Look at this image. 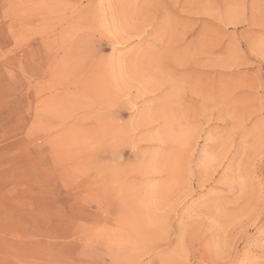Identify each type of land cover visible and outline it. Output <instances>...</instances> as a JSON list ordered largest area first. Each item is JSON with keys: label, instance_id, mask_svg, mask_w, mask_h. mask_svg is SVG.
<instances>
[{"label": "rangeland", "instance_id": "obj_1", "mask_svg": "<svg viewBox=\"0 0 264 264\" xmlns=\"http://www.w3.org/2000/svg\"><path fill=\"white\" fill-rule=\"evenodd\" d=\"M248 263L264 0H0V264Z\"/></svg>", "mask_w": 264, "mask_h": 264}, {"label": "bare ground", "instance_id": "obj_2", "mask_svg": "<svg viewBox=\"0 0 264 264\" xmlns=\"http://www.w3.org/2000/svg\"><path fill=\"white\" fill-rule=\"evenodd\" d=\"M117 48H118V47H117ZM22 50H23V49H21L20 52H18V53H21ZM18 53H17V55H18L17 57H21ZM183 136H184V135H183ZM188 143H190V142H188ZM56 147H57V146H56ZM63 147H64V146H63ZM181 147H182V146H181ZM55 150H56V149H55ZM56 151H57V150H56ZM58 152H59V151H58ZM232 156H233V155H232ZM236 168H237V167H236ZM239 170H240V169H239ZM186 250H187V249H186ZM247 257H248V256H247ZM250 259H251V258H250ZM250 259H249V260H250ZM248 264H249V263H248Z\"/></svg>", "mask_w": 264, "mask_h": 264}]
</instances>
